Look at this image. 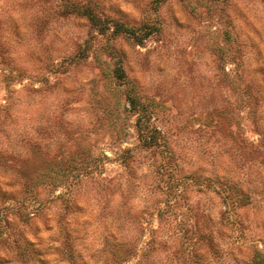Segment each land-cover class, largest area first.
<instances>
[{
    "label": "rangeland",
    "instance_id": "1",
    "mask_svg": "<svg viewBox=\"0 0 264 264\" xmlns=\"http://www.w3.org/2000/svg\"><path fill=\"white\" fill-rule=\"evenodd\" d=\"M0 264H264V0H0Z\"/></svg>",
    "mask_w": 264,
    "mask_h": 264
},
{
    "label": "trees",
    "instance_id": "2",
    "mask_svg": "<svg viewBox=\"0 0 264 264\" xmlns=\"http://www.w3.org/2000/svg\"><path fill=\"white\" fill-rule=\"evenodd\" d=\"M129 32H130V34H134L135 35V30L134 29L133 30H130Z\"/></svg>",
    "mask_w": 264,
    "mask_h": 264
}]
</instances>
